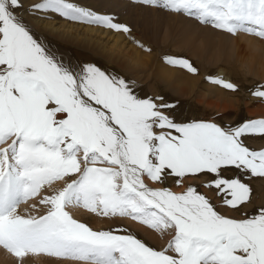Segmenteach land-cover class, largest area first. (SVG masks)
Instances as JSON below:
<instances>
[{
    "label": "snow or ice",
    "instance_id": "1",
    "mask_svg": "<svg viewBox=\"0 0 264 264\" xmlns=\"http://www.w3.org/2000/svg\"><path fill=\"white\" fill-rule=\"evenodd\" d=\"M139 2L264 39V0ZM39 12L131 33L112 16L69 0L28 8L23 0H0V144H7L0 148V247L19 264L40 255L82 264H264V208L254 215L243 210L252 193L245 178H264V149L245 141L264 138V119L178 122L175 105L163 97L140 98L125 79L95 65L73 71L58 62L24 19ZM167 63L197 72L184 59ZM211 82L238 90L223 79ZM252 95L264 101V85ZM170 177L177 185L203 178L217 203L191 185L177 194L145 183L164 185ZM60 181L62 189L39 201L46 214L19 213L21 204ZM69 207L175 235L156 250L131 233L118 234L126 229L95 231Z\"/></svg>",
    "mask_w": 264,
    "mask_h": 264
},
{
    "label": "rangeland",
    "instance_id": "2",
    "mask_svg": "<svg viewBox=\"0 0 264 264\" xmlns=\"http://www.w3.org/2000/svg\"><path fill=\"white\" fill-rule=\"evenodd\" d=\"M40 2L41 0H28L24 5L25 8H28ZM69 2L88 7L101 15L112 16L115 22L128 26L131 33L125 34L98 25L69 21L52 12H39L32 16L24 15V19L35 37L64 66L72 70L76 68L74 60L69 55V50L62 48V45H59V49L54 41L44 36L47 32L42 29V26L47 20L52 19L54 23L64 20L65 23L93 26L99 31L107 30L112 38L119 36V43L125 42L127 46L133 45L135 48L145 51L147 55L142 56L143 64L140 67V70L142 69L144 72L149 71L155 57L157 60H164L165 62L167 58H180L189 61L197 69L195 74L182 67L167 62V65L163 63L168 70L174 72L176 77L181 76L182 78L179 84L166 86L163 91L151 81V77L147 79L145 75H141V79L138 81L135 77H123L130 87L133 86L132 89L135 94L136 91L143 90L145 96L149 98L163 97L165 102L174 104L176 108L174 115L178 122L204 120L223 126L227 124L236 125L247 120L264 119V101L252 95V90L257 85H264V39L244 32L233 35L213 27L210 23H201L194 17L171 12L161 7L142 4L139 0H69ZM52 16H56V18H51ZM78 33H82V31ZM247 35L252 36L255 40L249 39ZM252 42H256L259 47L253 49L249 45ZM140 45H143V47ZM249 52L254 57L248 64L244 59L249 55ZM219 72L223 74L224 81L234 85L237 84L238 90H228L224 94L219 93L220 102L224 105L217 110L212 104V101L217 100V97L211 96L210 91L223 88L211 82L212 79L218 78ZM150 85H154V87ZM227 100L237 103L232 102L233 108H226L225 105H229L226 103ZM248 108L250 110L254 109V111L249 113ZM8 143H11V141H8ZM245 143L253 150L264 149V138L259 136L250 137ZM6 147L7 144H0V148ZM228 175H233V173ZM202 179H182L180 185H177L176 178L172 177L164 185L154 184L147 179H145V183L150 188L166 187L177 194L185 192L187 187L191 185L196 187L201 194L206 195L214 204L217 203L215 192L203 187ZM245 182L253 189L250 202L243 206V210L249 215H254L259 209L264 208V178H245ZM64 186V181L56 182L52 188L45 186L40 196L19 206V213L25 216L37 217L46 214L47 207L39 203L40 199L45 195H51L53 188L59 190ZM67 210L74 219L87 224L95 231L126 229V232L118 234L131 233L156 250L166 247L175 235L174 229H168L160 233L130 218L97 216L83 207H69ZM219 210L222 214L231 218H246L240 212L227 209ZM32 257H28L30 262L27 264H42L41 260H36L38 256ZM39 257L40 259L49 258L44 255ZM0 258L3 260L12 258L16 261V264L19 263L16 257L2 247H0ZM58 261L59 264H64L63 262L66 264H82V262L77 261Z\"/></svg>",
    "mask_w": 264,
    "mask_h": 264
},
{
    "label": "bare ground",
    "instance_id": "3",
    "mask_svg": "<svg viewBox=\"0 0 264 264\" xmlns=\"http://www.w3.org/2000/svg\"><path fill=\"white\" fill-rule=\"evenodd\" d=\"M23 1V3L26 4L28 0ZM51 18H56V16H52ZM42 29L47 32L44 36L49 37V40L54 41L58 46L62 45V48L64 47V49L67 48L69 50V55H71L74 60V66L76 67L74 68L73 64L70 62L74 68L73 71L80 70L83 65L92 64L101 68L109 75H115L120 78H123L124 76L135 77L138 81L141 79V75H145L147 79L151 77V81L162 91L164 87L171 84H179L182 80L181 76L176 77L173 71L168 70L167 66H165L167 65V61L157 60L156 57L153 58L148 72H144L142 69L140 70V67L143 64L142 56L147 55L145 51H141L133 45L127 46L125 45V42L119 43V36L112 38L107 30L103 29L99 31L93 26L65 23L64 20H60V22L56 21L54 23L52 19L47 20L42 26ZM79 31H82V33H78ZM247 37L255 40L252 36L247 35ZM249 45H251L253 49L259 47L256 42H252V44ZM253 57L254 56L251 52H249V55L245 57L244 61L249 64ZM218 78L224 80L223 74H220L219 72ZM150 86L154 87V85ZM212 90L213 91H210V93H212L211 96L217 97V100L212 101V104L215 109L219 110V108L224 105L220 102L221 97H219V93L224 94L228 90L224 88ZM136 94L140 98H149L145 96L143 90L136 91ZM232 102L234 104L237 103L235 101L227 100L226 103L229 105H225V107L233 108ZM247 110L249 113L254 111V109L250 110L249 108ZM29 258H26L25 264L30 262ZM36 260H41L42 264H59V261L53 258L40 259L38 256ZM63 263L66 264L65 262ZM0 264H16V261L12 258L4 260L0 258Z\"/></svg>",
    "mask_w": 264,
    "mask_h": 264
}]
</instances>
